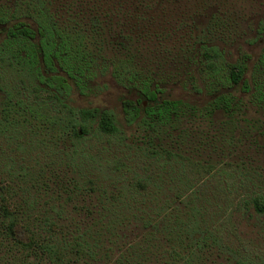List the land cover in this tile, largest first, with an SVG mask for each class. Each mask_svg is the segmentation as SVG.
<instances>
[{
  "label": "rangeland",
  "instance_id": "374dc122",
  "mask_svg": "<svg viewBox=\"0 0 264 264\" xmlns=\"http://www.w3.org/2000/svg\"><path fill=\"white\" fill-rule=\"evenodd\" d=\"M13 1L0 5L10 9ZM36 2L88 35L92 72L82 88L69 78L71 91L62 97L76 112L98 115L75 142L55 130L58 124L53 130L37 122L34 142L15 134L9 143V134H0V194L29 221L36 241L29 249L15 244L0 211V264H173L167 260L179 217L194 231L186 239L190 264H237L241 253L264 258V208L253 204L264 200V101L260 107L236 89L235 111H213L209 95L226 85L201 52L208 44L234 66L250 55L246 77L259 68L264 90V0ZM31 13L21 18L37 30L40 18ZM4 38L3 30L0 45ZM130 73L161 87L184 111L171 122L143 112L129 123L122 100L139 97ZM0 74L1 86L13 84L7 67ZM6 103L0 91V118ZM104 112L119 128L115 137L95 131ZM73 143L79 152L71 157ZM121 197L126 201H112ZM140 246L150 248L147 258L132 251Z\"/></svg>",
  "mask_w": 264,
  "mask_h": 264
},
{
  "label": "trees",
  "instance_id": "16d2710c",
  "mask_svg": "<svg viewBox=\"0 0 264 264\" xmlns=\"http://www.w3.org/2000/svg\"><path fill=\"white\" fill-rule=\"evenodd\" d=\"M20 9L25 11L24 15H31L33 12L35 18H40L37 30L27 20L21 18L23 14L18 13ZM0 25H5L3 28L0 27V33L5 31V38L0 45L3 53L0 58V67L9 69L8 77L13 83L6 87L0 85V91L7 95L5 113L0 118V134L7 132L9 143L10 140H17L15 134H23V137H29L33 141L31 128L39 122L49 124L53 130L54 125L58 124L59 128L55 130L73 139V142L77 137L83 138L89 132L87 126L98 112L95 109H80L76 112L69 107L62 96L71 91L72 83L69 78L82 88L85 86L86 78L92 72L94 52L84 39L88 35L81 28L78 32L73 26L56 22L37 5L36 0H14L13 7L10 9L0 5ZM201 52L202 61L209 72L215 77H223L226 85V88L209 95V105L213 111L225 113L235 111L239 107L238 98L233 93L236 89L249 93L253 103L263 107L261 104L264 101V90L259 81V68L251 72L250 78L246 77L250 55L245 54L234 66L223 58L219 50L208 44L201 46ZM258 61L264 64V55ZM59 67L67 76L59 72ZM127 76L128 79L133 78V86L139 95L136 100L128 98L122 100L125 117L129 123L138 120L143 112H146L151 120L157 117L158 120L171 122L174 117L176 118L184 111L185 107L180 101L163 98V89L158 85L152 87L149 79L134 80L138 79L135 73ZM5 79L4 74L0 82ZM160 98L163 99L160 100ZM95 131L101 136L115 137L119 128L114 117L104 112L99 113ZM78 152L79 148H76L73 143V150L68 153V156L73 157ZM13 160L15 159L11 158L9 161ZM0 199L1 223L5 226L7 236L21 247L28 249L33 247L36 241L29 221L17 215L9 195L0 194ZM112 201L125 202L126 199L121 197ZM253 202L258 211L263 210L262 197L254 198ZM180 218L176 221L177 223L175 222V229H172L171 235L174 236L176 243L170 247V259L167 262L178 264L177 261L180 259H186L183 264H190L188 255L192 253V248L189 243H186V239L190 238L194 231L185 229L187 222ZM110 223L113 227L117 223L116 219L111 218ZM145 226L147 227V224ZM211 235L217 239L212 232ZM214 243L211 244L214 245ZM185 244L187 246H184ZM132 251L141 255L140 259H144L147 258L150 248L140 246ZM133 256L130 255L127 259L131 261ZM237 264H264V258L241 253Z\"/></svg>",
  "mask_w": 264,
  "mask_h": 264
}]
</instances>
